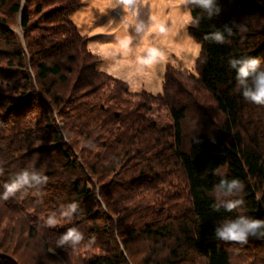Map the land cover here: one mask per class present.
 <instances>
[{
	"label": "trees",
	"instance_id": "trees-1",
	"mask_svg": "<svg viewBox=\"0 0 264 264\" xmlns=\"http://www.w3.org/2000/svg\"><path fill=\"white\" fill-rule=\"evenodd\" d=\"M82 3L0 0V84L13 90L0 88V192L26 167L48 177L0 200L4 217L26 223L8 244L0 239V264H28L29 248L33 264H236V243L218 240L215 227L238 215L264 220V106L243 98L228 61L259 57L264 68V0H218L222 11L211 19L194 8L204 18L188 31L203 45V62L195 73L167 65L159 93L132 92L97 70L72 19ZM33 12L52 24L47 38L29 36ZM19 14L26 48L8 26ZM232 21L246 31L233 28L225 44L204 39ZM160 108L167 125L154 116ZM222 178L244 183L242 209L214 211ZM73 201L71 220L46 226ZM69 227L85 239L57 248ZM262 243L258 236L244 245Z\"/></svg>",
	"mask_w": 264,
	"mask_h": 264
},
{
	"label": "clouds",
	"instance_id": "clouds-1",
	"mask_svg": "<svg viewBox=\"0 0 264 264\" xmlns=\"http://www.w3.org/2000/svg\"><path fill=\"white\" fill-rule=\"evenodd\" d=\"M105 9L121 8L123 15L117 22L110 20L105 26L112 29L114 37L110 41H97L90 46L92 54L102 63L98 71L114 76L126 83L132 92L139 90L158 91L162 81L158 69L169 64L181 72L193 69L197 61H202L203 45L188 29L207 18L219 16L222 9L218 0H93V5ZM200 9L201 15H193V9ZM147 11V18L141 19V10ZM233 28L246 31L243 23L232 21L223 25V30H215L204 37L217 44L228 43L234 35ZM231 69L236 70V86L243 98L256 105L264 106V68L259 57L245 56L231 58ZM4 169L0 167V175ZM219 174V173H218ZM48 177L42 170L26 167L3 184L0 200H8L24 193L26 189L45 185ZM245 185L239 179H224L214 187V211L223 208L227 212L242 209L245 201L239 198ZM79 210L75 201L62 205L57 212L50 213L45 224L55 227L63 220H71ZM264 237V220L238 215L235 219L224 218L215 227V237L225 243H247L249 237ZM85 239L78 227H69L62 233L57 248L70 246L75 249ZM94 239V238H93Z\"/></svg>",
	"mask_w": 264,
	"mask_h": 264
},
{
	"label": "rangeland",
	"instance_id": "rangeland-1",
	"mask_svg": "<svg viewBox=\"0 0 264 264\" xmlns=\"http://www.w3.org/2000/svg\"><path fill=\"white\" fill-rule=\"evenodd\" d=\"M82 8L78 10L72 17L75 24L79 27L80 32L88 37L89 39V47L94 44L97 41H110L114 37V32L112 29L105 27L110 20L119 21L120 18L123 15L122 9H105L102 5L96 4L93 5V0H82ZM25 3V0H22V4ZM52 7V6H51ZM49 6L44 7V10H47L51 8ZM33 10V9H32ZM5 13V10L0 7V16H2ZM32 18V25L31 30L29 31V36L32 39H39V38H47V35L53 33V27L51 23H45L43 22V19L40 15H36L34 12L31 15ZM140 18L145 19L147 18V11L141 10L140 12ZM11 24H9V28H11L21 39L24 47L26 48V37L25 33L23 32V29L21 27V14L16 15L12 18ZM189 32V31H188ZM91 49V48H90ZM29 61V59H28ZM102 63V61L99 59V65ZM171 66H174L172 64H169ZM30 67V65H29ZM177 68L176 66H174ZM167 66H164L161 69H158L161 81L163 82L164 75L166 72ZM178 69V68H177ZM194 71V68L191 70H185V72ZM195 73V71H194ZM0 88L4 93L11 94L13 92L12 88L10 86L6 87L5 83L0 84ZM0 89V90H1ZM143 91V90H139ZM152 93H159L162 91V86L158 91L153 92L152 90H146ZM138 92V91H136ZM169 113L165 108H160L159 112L155 111L154 116L157 119L162 120V125H167L168 122H170L169 119ZM169 124V123H168ZM60 126H63L60 124ZM6 214L5 209L0 206V223L2 230H0V239L5 242V245L8 244L7 239H9L10 231L12 233H17L24 229V223L22 224L21 221H15L13 222L12 219H8L4 217ZM12 227L15 231L10 230ZM9 229H8V228ZM26 240L23 238L19 246L23 248V244ZM16 242L12 241V245L15 246ZM246 244V243H244ZM244 244H232V257L233 260L236 262V264H264V243L262 245H244ZM20 248V249H21ZM29 248L28 251H24V259L28 264H33L34 261V253L35 251H30ZM22 251V250H21ZM1 254V253H0ZM263 258V259H261Z\"/></svg>",
	"mask_w": 264,
	"mask_h": 264
}]
</instances>
